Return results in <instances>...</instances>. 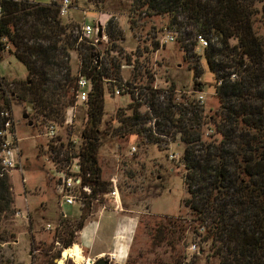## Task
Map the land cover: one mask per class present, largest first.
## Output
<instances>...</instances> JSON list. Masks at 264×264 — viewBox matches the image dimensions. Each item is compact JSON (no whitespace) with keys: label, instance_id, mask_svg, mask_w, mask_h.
<instances>
[{"label":"trees","instance_id":"16d2710c","mask_svg":"<svg viewBox=\"0 0 264 264\" xmlns=\"http://www.w3.org/2000/svg\"><path fill=\"white\" fill-rule=\"evenodd\" d=\"M0 6L4 15L0 39L6 40L0 42V50L8 43L12 48L9 52L25 67L28 77L17 93L6 95L0 90V113L9 111L11 100H18L31 104L34 119L41 117L43 124L62 121L65 110L75 101L78 77L72 74L69 57L71 51H77L82 63L78 74L92 84L80 149L92 192L105 191L97 159L102 144L126 135H137L146 144L158 143L161 136L172 141L179 136L185 146L182 161L188 194L183 204L194 223L191 232L210 242L208 258L216 259V264H264V43L254 32L253 0H132V13L166 15L169 28L190 27L185 40L194 41L182 44L186 59L192 57L197 37L207 42L203 56L214 76L219 107L213 115L205 116L194 101L177 104L169 97L164 104L159 100L160 92L148 88L155 130L144 127L150 115L142 116L140 105L132 103L130 116L122 110L116 115L121 127L113 132L108 124L101 129V123L104 80L111 78L116 85L121 81V64L110 57L111 53H121L117 42L123 39L113 29L114 23H108V47L101 61L97 51L101 43L97 48L78 43V34L59 18L55 1L43 5L34 0H3ZM138 23L131 21V28ZM126 62L130 65L129 58ZM191 70L193 77L199 78L198 64ZM5 121L0 116V130ZM209 124L213 135L204 139L201 128ZM1 145L0 139V149ZM13 204L9 177L0 166V223L14 215ZM85 218L81 217L75 231L59 236L64 249L75 245L74 234L84 228ZM4 235L7 237L3 232L0 242L7 243ZM205 253L200 249V258ZM58 255L45 257L41 264H54ZM183 259L179 253L154 264H183Z\"/></svg>","mask_w":264,"mask_h":264},{"label":"rangeland","instance_id":"374dc122","mask_svg":"<svg viewBox=\"0 0 264 264\" xmlns=\"http://www.w3.org/2000/svg\"><path fill=\"white\" fill-rule=\"evenodd\" d=\"M34 1L43 5L52 1L57 4L60 2ZM253 1L254 32L264 43V0ZM131 5L132 0H70L67 16L59 17L64 25L74 30V35L79 33L84 20L88 24L97 20L105 27L106 40L97 48L101 61L108 47L106 33L110 21L114 23L113 29L123 38L117 42L121 53L110 54L121 64V81L120 85H116L118 83L110 78L103 85L101 129H105V124H108L110 132L118 130L121 123L117 121L116 115L122 110L130 116L132 110L129 107L132 103L140 105L138 110L142 116L145 113L150 115L148 88L159 91V100L164 104L169 97L177 104L194 101L202 107L205 116L213 115L219 103L215 96L214 76L209 72L203 56L207 45L199 44L197 37L193 55L186 59L182 44L188 45L194 41L185 40L190 27L182 30L169 28L168 16H146L145 8H142V15L132 13ZM133 20L139 21L138 27L131 28ZM179 21L184 22L183 18ZM168 33L173 37L171 42L165 38ZM0 42L6 43V40ZM5 46L4 50H0V90L7 95L17 93L28 77L25 67L9 52L11 46L8 43ZM126 58H129L130 65L126 64ZM195 64H198L201 72L199 78L193 77L191 69ZM69 66L72 74L77 76L80 68L77 51L70 52ZM116 88H121L118 96L115 95ZM199 97L202 99L199 100ZM9 106L11 125L19 140L22 170V173L8 174L13 208L15 214L18 210H26L24 207L27 206L28 221L15 219L13 215L0 223V237L3 232L7 235H4L7 243L0 242V264H41L45 257L69 250L73 245L64 249L59 236L75 231L82 216L86 217V230L93 224L99 227L92 248L83 247L79 238L81 231L74 234V246L81 248L85 258L93 259L103 253V259L115 264L107 253L117 249L119 264H154L157 259L169 261L179 253L184 257L183 264H216V259L208 258L207 255L210 254V242L203 241L202 237L191 232L190 227L194 223L183 204L188 199L182 161L185 146L179 136L174 141L161 136L162 140L158 143L146 144L137 135H126L102 144L97 159L105 191L92 192L93 201L81 210L77 206L63 207L67 219L60 220L53 164L60 156L65 159L69 153L74 154L81 149L87 105L79 106L71 129L64 126L63 120L45 124L41 117L35 120L29 103L11 100ZM24 116L27 119H23ZM152 117L149 116L150 121L144 127L154 131ZM50 125L58 128V137L51 142L45 136ZM208 127L212 126L203 125L201 128L204 139L213 135ZM214 138L219 140V136ZM71 139L76 144H71ZM112 179L119 191L120 209H115L113 200L105 197L112 189ZM130 223L132 230L128 235L119 236L118 227L123 232V227ZM179 223L183 227L178 226ZM47 224L51 225L50 231H46ZM9 235L14 238H9ZM55 241L59 246L54 244ZM192 246L196 247L195 253L191 250ZM51 247L52 250L47 252ZM200 249L206 251L201 258L198 253ZM56 259H53V263ZM74 263V260L66 262Z\"/></svg>","mask_w":264,"mask_h":264},{"label":"built area","instance_id":"2783aa9c","mask_svg":"<svg viewBox=\"0 0 264 264\" xmlns=\"http://www.w3.org/2000/svg\"><path fill=\"white\" fill-rule=\"evenodd\" d=\"M3 0H0V3ZM13 2H18L20 0H12ZM59 17L64 18L67 16V11L70 8V0H60L57 4ZM3 11L0 6V27L3 19ZM86 17V16H85ZM85 19V18H84ZM99 28L102 30V36L98 37ZM169 42L173 40V37L168 33L165 37ZM3 41V39H0ZM103 40H106L105 37V27H102L99 21L95 20L93 24H88L84 20L82 26L80 27V31L78 33V43L87 42L94 48H97V45L100 44ZM199 44L201 43L203 46L207 45V42L202 38H197ZM79 59V66H81V59ZM129 68V66H126ZM123 68V67H122ZM125 68V67H124ZM78 79L76 82V91H75V101L72 106L67 108L64 113V118L62 123L64 126L73 128L78 112L79 106L86 105L88 102L89 94L92 91V84L89 80L84 77L77 75ZM104 83H107V80H104ZM123 86V85H122ZM121 88H116L115 95H120ZM202 97H199L201 100ZM1 118L5 121L4 127L0 130V139L2 140V145L0 149V166L1 171L4 174H9L11 172H19L22 173L21 170V151L19 147V140L16 137V133L12 128L10 121V113L9 111H2L0 113ZM57 126L50 125L47 127V133L45 134L46 138L51 142L52 140H56L57 135ZM71 144H76L74 139L70 140ZM56 162H54V179H55V198L57 201V207L59 210V219H67L65 213H63V207H73L77 206L79 210L83 209L86 204L93 201L92 198V189L89 184L86 183V179L89 177L88 174H84L83 166L80 159V150L77 153L71 154L69 153L65 159H62L60 156ZM24 183V181H22ZM112 189L110 192L105 195L106 198L113 200V204L115 205V209L121 208V200L119 191L116 187V183L114 179L111 180ZM95 201V200H94ZM15 219H21L28 221V214L26 210L21 211L18 210L14 214ZM51 225H46V231H50ZM56 246H59V243L55 241ZM191 250L195 253L196 247L192 246ZM200 254V252H198ZM105 256L104 254H100L96 258H100ZM110 260L115 263L114 255L107 254ZM90 259L92 263H94L97 259ZM68 261V260H67ZM66 261V262H67ZM72 261V260H69ZM65 262V264H66ZM91 264V263H89Z\"/></svg>","mask_w":264,"mask_h":264},{"label":"crops","instance_id":"0c3cea01","mask_svg":"<svg viewBox=\"0 0 264 264\" xmlns=\"http://www.w3.org/2000/svg\"><path fill=\"white\" fill-rule=\"evenodd\" d=\"M26 210L28 209L27 208V206H25L24 207ZM96 225L95 224H93V226L92 227H89V229H85L86 227H84L82 230H81V232L79 233V238H80V240H81V243H82V245H83V247L84 248H92L93 247V244H94V241H95V239H96V237H97V234H98V230H99V227L97 228V227H95ZM123 227V226H122ZM124 229H123V232L122 231H120V228L118 227V229H117V231H118V233L117 234H119V236L120 235H124V237L125 236H127L128 235V232H130V230H132V224L130 223V224H128V225H125L124 227H123ZM86 230V231H85ZM116 231V232H117ZM122 238V237H121ZM117 247V245H115V248ZM114 248V249H115ZM81 249V248H80ZM82 251V250H81ZM116 252H117V249L116 250H113L111 253L109 252V253H107V254H112V255H114V258H115V264H119V260H118V258L116 257ZM103 254V253H102ZM86 259H90V258H86Z\"/></svg>","mask_w":264,"mask_h":264},{"label":"bare ground","instance_id":"6f19581e","mask_svg":"<svg viewBox=\"0 0 264 264\" xmlns=\"http://www.w3.org/2000/svg\"><path fill=\"white\" fill-rule=\"evenodd\" d=\"M67 260H74V264H89L91 261L83 256L82 251L78 246L71 247L69 250L64 251L62 259L58 261V264H65Z\"/></svg>","mask_w":264,"mask_h":264},{"label":"water","instance_id":"95a60500","mask_svg":"<svg viewBox=\"0 0 264 264\" xmlns=\"http://www.w3.org/2000/svg\"><path fill=\"white\" fill-rule=\"evenodd\" d=\"M101 36H102V30L99 28L98 37L100 38ZM23 119H27V116H24ZM62 254H63V252L58 255V259L62 258ZM58 259L55 260L54 264H58V261H59ZM90 263L91 264H109V262L106 261L105 259H103L102 257L98 258L94 263H92V262H90Z\"/></svg>","mask_w":264,"mask_h":264},{"label":"flooded vegetation","instance_id":"af4514ba","mask_svg":"<svg viewBox=\"0 0 264 264\" xmlns=\"http://www.w3.org/2000/svg\"><path fill=\"white\" fill-rule=\"evenodd\" d=\"M107 260H108V259H107ZM107 260H106V261H107Z\"/></svg>","mask_w":264,"mask_h":264}]
</instances>
